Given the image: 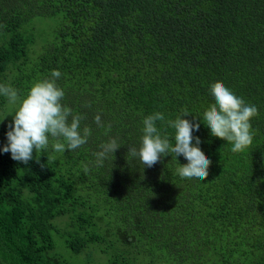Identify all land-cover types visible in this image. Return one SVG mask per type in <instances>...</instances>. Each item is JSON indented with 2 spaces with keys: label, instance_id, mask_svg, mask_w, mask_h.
Masks as SVG:
<instances>
[{
  "label": "trees",
  "instance_id": "obj_1",
  "mask_svg": "<svg viewBox=\"0 0 264 264\" xmlns=\"http://www.w3.org/2000/svg\"><path fill=\"white\" fill-rule=\"evenodd\" d=\"M45 21L55 26L37 52ZM0 34V84L23 96L58 70L63 104L92 130L79 149L27 164L0 151V264H73L64 247L93 244L110 264H264V0H0ZM215 81L258 108L243 152L202 122ZM10 108L0 96V149ZM184 110L201 119L203 181L180 178L174 156L151 168L127 156L144 117ZM109 137L122 146L85 173Z\"/></svg>",
  "mask_w": 264,
  "mask_h": 264
},
{
  "label": "clouds",
  "instance_id": "obj_2",
  "mask_svg": "<svg viewBox=\"0 0 264 264\" xmlns=\"http://www.w3.org/2000/svg\"><path fill=\"white\" fill-rule=\"evenodd\" d=\"M60 76L61 72L53 69L49 77L36 80L23 96L12 86L0 84V96L14 106L10 114L12 121L6 132L7 143L0 151L11 153L14 161L27 164L33 159L34 151L41 154L49 148L57 153L75 151L87 144L92 135L89 126L81 130L85 115L74 113L63 104L65 92L57 84ZM209 92L214 102L204 109L202 122L212 136L227 141L233 153L245 151L253 143L251 119L258 115V108L236 95L221 81L212 82ZM189 114L184 110L174 119L167 120L162 112L144 117L139 146H129L127 156L139 159L148 168L157 164L163 156H174L176 173L180 178L206 180L212 161L199 147L200 138L193 136V131L200 128L201 119L194 117L197 122L193 123L183 118ZM157 121L166 124L164 132L158 129ZM93 122L98 128L105 129L104 134L108 135L111 125H105L99 113L94 116ZM167 128L173 130L171 140L166 134ZM121 146L117 138L109 137L99 145V151L92 153L94 160L84 165L83 171L87 173L89 165L103 166L105 160L114 156ZM179 156H183L187 163L180 164L177 160Z\"/></svg>",
  "mask_w": 264,
  "mask_h": 264
},
{
  "label": "rangeland",
  "instance_id": "obj_3",
  "mask_svg": "<svg viewBox=\"0 0 264 264\" xmlns=\"http://www.w3.org/2000/svg\"><path fill=\"white\" fill-rule=\"evenodd\" d=\"M54 22H43L37 26V44H35L34 49L38 52L41 49V45L47 38L49 30L54 29ZM33 25H29L28 29L31 30ZM3 41V36L0 34V43ZM41 79V78H40ZM38 80V79H37ZM13 111L10 108L9 112ZM1 112V111H0ZM64 258L69 260L73 264H110L108 255L104 254L99 250L98 245L93 244L91 247L87 248L80 254H76L70 249L64 247L62 251Z\"/></svg>",
  "mask_w": 264,
  "mask_h": 264
}]
</instances>
